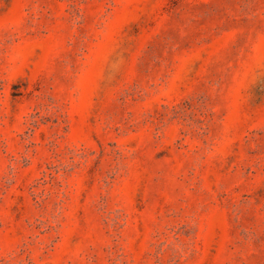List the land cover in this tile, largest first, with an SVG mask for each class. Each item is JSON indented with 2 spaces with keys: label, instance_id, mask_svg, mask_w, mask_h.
Instances as JSON below:
<instances>
[{
  "label": "rangeland",
  "instance_id": "374dc122",
  "mask_svg": "<svg viewBox=\"0 0 264 264\" xmlns=\"http://www.w3.org/2000/svg\"><path fill=\"white\" fill-rule=\"evenodd\" d=\"M0 264H264V0H0Z\"/></svg>",
  "mask_w": 264,
  "mask_h": 264
}]
</instances>
